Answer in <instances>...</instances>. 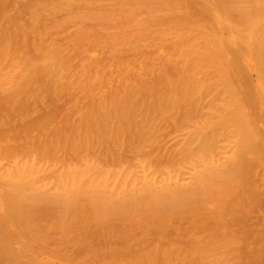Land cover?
Masks as SVG:
<instances>
[{
	"label": "bare ground",
	"instance_id": "1",
	"mask_svg": "<svg viewBox=\"0 0 264 264\" xmlns=\"http://www.w3.org/2000/svg\"><path fill=\"white\" fill-rule=\"evenodd\" d=\"M17 1L0 264H264V0Z\"/></svg>",
	"mask_w": 264,
	"mask_h": 264
},
{
	"label": "rangeland",
	"instance_id": "2",
	"mask_svg": "<svg viewBox=\"0 0 264 264\" xmlns=\"http://www.w3.org/2000/svg\"><path fill=\"white\" fill-rule=\"evenodd\" d=\"M19 1V0H18ZM17 1V2H18ZM70 30H74V28L73 29H71L70 28ZM67 32H69V31H67ZM71 32V31H70ZM69 32V33H70ZM55 39H56V41L59 43V44H64L65 43V41H66V36H65V34L63 33V34H61V33H59L58 35L56 34V36H55ZM45 108L44 109H41L37 114H35V115H33L32 116V118L33 117H35V116H37V115H42L44 112H45Z\"/></svg>",
	"mask_w": 264,
	"mask_h": 264
}]
</instances>
